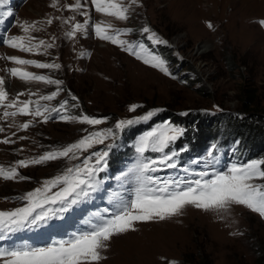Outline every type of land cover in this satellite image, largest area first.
Here are the masks:
<instances>
[{
  "label": "rangeland",
  "instance_id": "374dc122",
  "mask_svg": "<svg viewBox=\"0 0 264 264\" xmlns=\"http://www.w3.org/2000/svg\"><path fill=\"white\" fill-rule=\"evenodd\" d=\"M128 2L125 0L126 4ZM72 3L74 0H59L54 8L52 0H23L14 11L7 9L0 13L2 39L23 35L21 25L25 22H40L37 26L41 30L33 31L31 35L36 41L54 44L47 52L42 48L39 53L22 52L0 44V76L6 79L10 99L23 93L21 100H36L40 95H49L59 88L53 100L49 103L40 101L41 105L60 107V103L67 100L66 111L61 109L65 115L86 114L107 119L99 125H88L74 119L51 120L48 113L46 121L31 115L0 119V128H3L0 131V165L11 166L18 160L38 157L79 140L87 134L85 130L114 128L120 119H132L157 109L159 111L154 115L176 106L172 112L181 117L192 111L200 114H213L217 110L220 113L238 111L241 99L245 97L244 91L254 93L256 108L264 113V25L259 23L264 20V0H138L130 6L126 20L98 13L91 0H81L85 5L81 11L89 13V24L86 31L77 32L70 38L66 33L71 30L72 23H83L86 19L80 12L64 7ZM68 17L75 19L65 23ZM49 18L53 20L51 24L46 23ZM98 21H106L116 28L132 29L120 37L132 44H146L144 40H148V34L142 32L144 27L155 32L167 43L149 40L151 46L148 48L159 56L157 47H153L155 44L172 50V59L168 62L164 59L170 75L145 64L119 44L97 37L92 25ZM12 55L59 64V69L24 67L62 83L26 82L10 77L7 69L17 65L2 57ZM66 88L71 103L63 97ZM30 93L36 95L30 97ZM74 102L78 104L77 108L72 105ZM133 104L141 107L130 111ZM2 114L3 108L0 107V116ZM164 116L162 124L168 121L183 128L174 119ZM152 117L150 122L154 120ZM26 121H31L29 127L20 128L19 125ZM160 125H154L148 131ZM139 137L134 139L133 145L131 141L127 146L135 150ZM5 139L10 142L5 143ZM114 140L109 138L104 144L95 145L80 160L60 158L19 168L20 175L29 177L26 180L0 178V210L21 206L24 202L15 197L39 187L44 180L65 168L80 163L91 152L105 150L109 144L113 146ZM180 143L184 145V140ZM109 153L107 163L115 152L109 150ZM204 158L208 159L207 156ZM205 162L195 167L206 171ZM114 164L111 167H120L119 163ZM230 165L220 162L215 167L223 171ZM109 168L107 164L103 171L107 178L88 202L70 209L68 220H65V213L56 216V220L60 219L62 223L58 225L55 240L67 239L72 233L85 229V221L94 213L103 214L98 198L102 189L107 192V199L103 195L102 202L115 205V200L110 202V197L112 190L118 187V177L124 168L115 170V176L109 173ZM184 177L198 178L194 174ZM262 251L264 217L259 213L236 204L225 209L208 210L185 205L176 215L163 220L136 221L134 230L113 236L107 247L101 250L104 259L99 264H186L189 255L197 256L199 253L208 257L210 264H256L255 258Z\"/></svg>",
  "mask_w": 264,
  "mask_h": 264
},
{
  "label": "snow or ice",
  "instance_id": "6c2138e0",
  "mask_svg": "<svg viewBox=\"0 0 264 264\" xmlns=\"http://www.w3.org/2000/svg\"><path fill=\"white\" fill-rule=\"evenodd\" d=\"M4 2L5 0H0V4ZM137 2L138 0H129L126 4L125 0H91L96 12L119 20L128 19L130 6ZM58 4L59 0H52L51 6L55 8ZM64 7L80 12L86 18L83 23H72V28L66 35L71 38L77 32L86 31L90 17L87 11H81L85 7L81 0H74V3L66 4ZM74 19V17H68L64 22L70 23ZM52 22V18L46 21L47 24ZM38 23L40 22H25L21 25L23 35L6 37L3 43L22 52L39 53L42 48L47 52V49L54 47V44L46 43L44 40L36 41V38L31 35V32L41 30L37 26ZM259 23L264 25V20ZM92 27L95 35L100 39L119 44L124 47V50L143 60L145 64H151L170 75L166 61L149 49L146 44L143 42L132 44L120 38L122 34L131 32L132 29L116 28L106 21H98ZM209 27H212L210 23ZM142 32L148 34L147 39L153 43H167L148 27H144ZM2 58L17 65L7 69L10 77L26 82H45L55 85L62 83L60 80L28 71L24 67L32 65L40 69H59L60 65L57 63H43L15 55ZM6 84L5 77L0 76V107L3 108L0 119L17 115L42 117L45 121L48 119L49 106L41 105L40 101L53 100L58 95L59 88L49 95H40L36 100L31 98L21 100L23 93L9 98ZM34 95L36 93L29 94L30 97ZM67 103V100L63 101L60 108L65 109ZM138 107L141 106L133 104L129 110L135 111ZM51 111H57V109L52 108ZM155 111L159 110L149 111L132 119H120L115 123L114 128L91 132L85 130L87 134L73 143L46 151L38 157L18 160L11 166L0 165V178L26 180L29 177L20 175L19 168L60 158H67L70 161L80 160V157L95 145L104 144L109 138L114 140L118 131L140 121L149 120ZM60 118L62 120L74 119L88 125H99L107 119V117L96 118L86 114L63 115ZM30 123L31 121H26L19 127L26 129ZM0 131H3V128H0ZM184 131L180 126L165 121L138 138L135 144L137 158L133 166L118 177L122 183H126L129 179L135 182L130 193L131 198L113 193L110 202L115 200L114 210L105 208L103 209L104 214L94 213L85 221V229L72 233L67 239L55 240L42 247H34L30 244L11 248L0 247V264H99V261L104 259L101 250L107 247V242L113 236L134 230L136 221L163 220L176 215L185 205H194L205 210L225 209L233 204L243 205L264 217V182H256L264 181V159L232 163L226 170L221 171L215 167L217 163L214 156L216 145H212L205 162L206 168L211 166V175L209 171L193 172L187 166L184 167V171L189 176L196 175L197 179L184 176H170L162 179L151 174L164 168L175 169L179 166L178 157L187 149L185 147L176 150L171 146L183 136ZM4 142L10 141L5 139ZM111 147L112 145L109 144L105 150L91 152L90 155L84 156L80 163L65 168L56 176L44 180L39 187L15 197L24 203L10 210H0V241L25 228L45 224L53 216L66 213L74 205L89 199L102 186L103 181L98 177L99 173L107 167V157ZM148 151L160 155L145 156ZM192 163L197 164L199 161L193 160ZM209 175L210 178H206Z\"/></svg>",
  "mask_w": 264,
  "mask_h": 264
},
{
  "label": "trees",
  "instance_id": "16d2710c",
  "mask_svg": "<svg viewBox=\"0 0 264 264\" xmlns=\"http://www.w3.org/2000/svg\"><path fill=\"white\" fill-rule=\"evenodd\" d=\"M157 53L167 62L173 57L172 50L162 44H157ZM63 93H65L63 97L71 103L68 88L63 90ZM244 96L238 111L231 113H220L217 110L213 114H200L192 111L181 117L172 112L175 111L172 108L176 106H173L170 111L162 110L161 113L162 117L165 115L164 117L174 119L177 124L183 126L185 131L181 139L185 140L194 152L205 148L213 140L217 141L216 144L237 141L241 159L248 161L264 159V113L257 110L254 93L244 91ZM77 103L74 102L72 105L77 108ZM128 134H132V130L124 132L125 136ZM198 255H189L186 264H210L208 257L200 253ZM255 263L264 264V251L255 258Z\"/></svg>",
  "mask_w": 264,
  "mask_h": 264
},
{
  "label": "bare ground",
  "instance_id": "6f19581e",
  "mask_svg": "<svg viewBox=\"0 0 264 264\" xmlns=\"http://www.w3.org/2000/svg\"><path fill=\"white\" fill-rule=\"evenodd\" d=\"M204 46V45H203Z\"/></svg>",
  "mask_w": 264,
  "mask_h": 264
}]
</instances>
